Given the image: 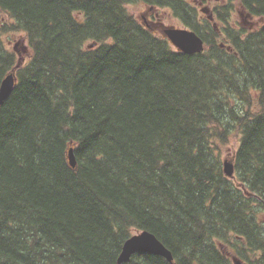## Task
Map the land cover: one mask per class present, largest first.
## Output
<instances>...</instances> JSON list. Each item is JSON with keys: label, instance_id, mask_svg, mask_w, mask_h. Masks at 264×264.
<instances>
[{"label": "trees", "instance_id": "obj_1", "mask_svg": "<svg viewBox=\"0 0 264 264\" xmlns=\"http://www.w3.org/2000/svg\"><path fill=\"white\" fill-rule=\"evenodd\" d=\"M193 4L0 0V83L15 76L0 104V264H264V21L229 26L237 5L264 19V0L216 5L224 38ZM136 6L169 11L203 51L177 50ZM14 31L20 64L1 40ZM142 230L173 261L118 263Z\"/></svg>", "mask_w": 264, "mask_h": 264}, {"label": "water", "instance_id": "obj_2", "mask_svg": "<svg viewBox=\"0 0 264 264\" xmlns=\"http://www.w3.org/2000/svg\"><path fill=\"white\" fill-rule=\"evenodd\" d=\"M203 11L206 12L207 10L203 9ZM208 18H210V16H208ZM143 23L146 27L151 29L146 23V20L143 21ZM161 33L177 50L183 53H198L202 52L204 49V41L194 30L190 28L175 25H163ZM88 46H94V43ZM14 84L15 76L12 72L8 73L2 79L0 83V104L9 95ZM68 159L70 165L75 167L76 161L72 148L68 151ZM222 168L226 176H232L234 174V165L229 159H223ZM137 252L160 255L168 261H173L171 251L162 243V241H160L152 232L148 230L135 232L123 242L117 257V262H127L131 255ZM232 261L234 264H240V261L236 260V258H233Z\"/></svg>", "mask_w": 264, "mask_h": 264}, {"label": "flooded vegetation", "instance_id": "obj_3", "mask_svg": "<svg viewBox=\"0 0 264 264\" xmlns=\"http://www.w3.org/2000/svg\"><path fill=\"white\" fill-rule=\"evenodd\" d=\"M192 1L194 3L193 5L197 7V10H198V14H197L198 19H199L198 22L203 19L207 20L210 23L212 29L219 32L220 36L224 38V35H223L224 32L221 28L222 23L220 22L215 9H216V5L224 4L225 0H192ZM203 9L207 11L205 12L203 11ZM242 15H243V10L241 9L240 6L237 5L235 9L229 15V19H230L229 26L230 27L241 26V24L244 26L243 22L255 20L251 18H242ZM208 16H210V18H208ZM143 17H144L143 20H146V23L152 29L151 31L161 34V30H162L164 23H163V20L161 19L160 14L157 11L154 14H152V17L151 16L149 17L151 19H148V17H145V16ZM240 19H241V22L238 23ZM263 21L264 19H257L255 20L254 23L249 24L248 25L249 27H245V26L244 27L250 30H254L255 27L262 24ZM240 264H245V263H243L242 261L240 262Z\"/></svg>", "mask_w": 264, "mask_h": 264}, {"label": "rangeland", "instance_id": "obj_4", "mask_svg": "<svg viewBox=\"0 0 264 264\" xmlns=\"http://www.w3.org/2000/svg\"><path fill=\"white\" fill-rule=\"evenodd\" d=\"M156 11L157 10L153 8L150 9V8H146L145 6H136L135 13L139 17V19L143 21L144 19L143 16L148 17V19H151L149 17L150 16L152 17V14H154ZM158 13L161 16V19L163 20L164 25H176V26L181 25V22H179L178 19L172 16L169 11L160 10ZM8 22H9V19L0 12V23H8ZM240 22H241V19L238 23ZM254 22L255 20L246 21L243 23L245 27H249L248 25ZM1 40L6 48L11 49V50L15 49L16 54L19 58V64L28 59L30 55V50L27 45L26 36L23 31H17V32L14 31V32H9V33H4L1 35ZM225 158L230 160V154H225L224 159Z\"/></svg>", "mask_w": 264, "mask_h": 264}]
</instances>
